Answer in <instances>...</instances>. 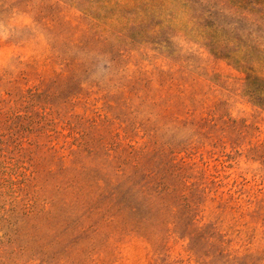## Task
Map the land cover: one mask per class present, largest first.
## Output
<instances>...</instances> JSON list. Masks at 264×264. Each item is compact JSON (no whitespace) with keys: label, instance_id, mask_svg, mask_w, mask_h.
Here are the masks:
<instances>
[{"label":"rangeland","instance_id":"374dc122","mask_svg":"<svg viewBox=\"0 0 264 264\" xmlns=\"http://www.w3.org/2000/svg\"><path fill=\"white\" fill-rule=\"evenodd\" d=\"M0 264H264V0H0Z\"/></svg>","mask_w":264,"mask_h":264},{"label":"trees","instance_id":"16d2710c","mask_svg":"<svg viewBox=\"0 0 264 264\" xmlns=\"http://www.w3.org/2000/svg\"><path fill=\"white\" fill-rule=\"evenodd\" d=\"M255 80H258V78L256 77Z\"/></svg>","mask_w":264,"mask_h":264}]
</instances>
